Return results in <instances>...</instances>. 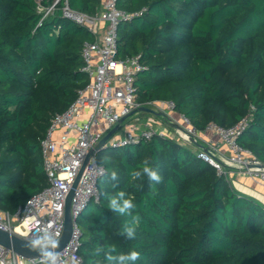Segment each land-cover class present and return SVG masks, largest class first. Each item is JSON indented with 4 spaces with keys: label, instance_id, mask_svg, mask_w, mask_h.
Instances as JSON below:
<instances>
[{
    "label": "trees",
    "instance_id": "1",
    "mask_svg": "<svg viewBox=\"0 0 264 264\" xmlns=\"http://www.w3.org/2000/svg\"><path fill=\"white\" fill-rule=\"evenodd\" d=\"M55 1L0 0V209L12 216L49 185L41 141L89 83L82 49L97 37L62 17L63 2ZM102 1L69 5L97 15ZM39 5L55 10L43 19ZM117 7L139 14L118 28L119 56L141 55L146 67L135 81L138 101H173L197 132L247 118L238 142L264 163V0H118ZM97 158L99 201L78 219L83 264H115L105 256L111 249L139 252L135 264H264V206L186 144L157 134L105 146ZM145 159L160 183L132 178ZM120 191L136 205L131 216L109 207ZM125 225L134 239L122 234Z\"/></svg>",
    "mask_w": 264,
    "mask_h": 264
},
{
    "label": "built area",
    "instance_id": "2",
    "mask_svg": "<svg viewBox=\"0 0 264 264\" xmlns=\"http://www.w3.org/2000/svg\"><path fill=\"white\" fill-rule=\"evenodd\" d=\"M118 0L102 1V9L97 15H88L74 10L69 0H56L55 5L63 2L62 17L86 27L97 40L85 42L82 49V72L89 83L78 91L76 101L63 113L52 119L45 138L41 141L44 171L49 185L31 197L15 215L0 209V228L23 238L32 240L47 230L61 239L65 226L66 199L89 155L101 139L124 117L140 107L156 108L175 112L173 101H154L141 104L135 81L140 72L146 70L142 56L121 58L119 56L118 28L121 22L131 20L135 15L120 10ZM55 5L46 9L39 5L38 10L44 18L52 14ZM42 19V20H43ZM139 114V113H137ZM126 121V120H125ZM180 139L185 143L196 140L198 132L190 120L180 115ZM157 121L147 119L143 124L121 125L106 146L125 147L150 140L155 135L168 136L156 128ZM177 124V123H176ZM248 126L245 118L230 128L210 124L206 130L214 131L229 150L222 159L216 157V147L210 145L196 153L199 160L213 166L218 175L227 177L235 172L264 181V163L253 153L242 147L238 138ZM97 155L88 160L71 203L73 231L68 245L58 253L57 264H83L79 254L81 229L78 219L92 201H99V181L104 169ZM0 264H43V258H25L0 245Z\"/></svg>",
    "mask_w": 264,
    "mask_h": 264
},
{
    "label": "crops",
    "instance_id": "3",
    "mask_svg": "<svg viewBox=\"0 0 264 264\" xmlns=\"http://www.w3.org/2000/svg\"><path fill=\"white\" fill-rule=\"evenodd\" d=\"M162 108V110L151 108L156 113L152 114L147 112L149 115L147 117H144L140 114H135L127 118L123 125L125 127L131 124L141 125L147 119H154L155 121H157V124L155 125L157 129L164 131L169 137L183 144H186L195 153H197L201 149L208 148L210 145H214L216 147L217 158L222 159L229 155L228 148L222 143L220 137L214 131L205 130L202 132H198L195 142H183L180 139V130L178 129V125H180L181 123L180 114L165 110L164 107ZM157 113H162V115H159ZM166 125L170 126L171 128L169 133L166 132ZM201 146L203 148H201ZM226 178L228 179L230 185L241 195L250 197L264 206V181L235 172L230 173Z\"/></svg>",
    "mask_w": 264,
    "mask_h": 264
},
{
    "label": "clouds",
    "instance_id": "4",
    "mask_svg": "<svg viewBox=\"0 0 264 264\" xmlns=\"http://www.w3.org/2000/svg\"><path fill=\"white\" fill-rule=\"evenodd\" d=\"M150 165L151 161L149 159H145L143 161L142 170L133 171L131 173L132 178L135 180L141 178L142 176H147L150 181L157 184L160 183L162 181V177L157 173V171L153 170ZM110 178L112 180H116V172H112ZM125 196V192H118L116 196L110 198L109 207L112 211L118 212L122 215L131 216L132 211L136 208V205L133 203V200L131 198H125ZM138 220V216L133 217L134 222ZM122 234L125 235L128 239H134L135 228L125 225ZM56 235H58V233ZM56 235H52L47 230H45L42 232V234L36 236V238L30 241L31 247L40 251L43 257V264H57L58 254L50 251V249H55L58 246ZM103 251L104 249L102 247H97L95 249L96 254H99ZM111 251H115V249H111L109 252H105V256L109 261H114L115 264H135V262L140 259V253L135 250L130 251L127 254L121 253L116 256L111 255ZM73 264H77L75 259L73 260Z\"/></svg>",
    "mask_w": 264,
    "mask_h": 264
},
{
    "label": "water",
    "instance_id": "5",
    "mask_svg": "<svg viewBox=\"0 0 264 264\" xmlns=\"http://www.w3.org/2000/svg\"><path fill=\"white\" fill-rule=\"evenodd\" d=\"M140 112H148V113H156L153 109L149 108V107H140L138 110L134 111L130 116H133L137 113ZM159 115H162V113H157ZM127 119V117H124L121 120V123L116 125L109 133H107L103 139H101V141L99 142V144L96 146L95 150H93L92 152L89 153L74 185L73 188L71 189L67 199H66V204H65V226H64V232H63V236L61 237V239L58 240V246L55 249H50V251H53L55 253H59L61 252L70 242L71 236H72V231H73V220H72V215H71V203H72V199L74 197L75 194V189L78 186L79 180L82 176V173L85 169V166L88 162V160L90 159L91 156L96 155L99 153V151L104 148L107 143L109 142V140L111 139V137L117 133L121 127V125L125 122V120ZM178 129L180 131H183V128L181 126L178 125ZM192 142H195V140H192ZM201 148H203L201 146ZM0 245L12 250L13 252L25 257V258H29V259H40L43 258L40 251L38 249H33L31 247L30 244V240L23 238L15 233H12L10 231H6V230H2L0 228Z\"/></svg>",
    "mask_w": 264,
    "mask_h": 264
},
{
    "label": "rangeland",
    "instance_id": "6",
    "mask_svg": "<svg viewBox=\"0 0 264 264\" xmlns=\"http://www.w3.org/2000/svg\"><path fill=\"white\" fill-rule=\"evenodd\" d=\"M143 116H144V117H147V116H149V115H143ZM165 129H166V132L169 133L171 128H170V126L166 125V126H165ZM118 136H121V131L118 132V134L116 135V137H118ZM105 181H106V179L104 178V179H103V185L105 184ZM89 211H90V209H86V210L84 211L82 217H84L86 214H88Z\"/></svg>",
    "mask_w": 264,
    "mask_h": 264
}]
</instances>
